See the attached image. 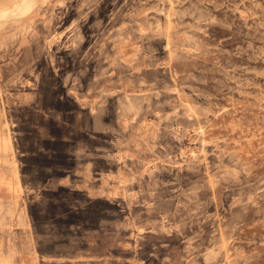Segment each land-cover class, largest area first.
I'll use <instances>...</instances> for the list:
<instances>
[{
  "label": "rangeland",
  "instance_id": "374dc122",
  "mask_svg": "<svg viewBox=\"0 0 264 264\" xmlns=\"http://www.w3.org/2000/svg\"><path fill=\"white\" fill-rule=\"evenodd\" d=\"M31 1L0 18V264H264V0Z\"/></svg>",
  "mask_w": 264,
  "mask_h": 264
},
{
  "label": "bare ground",
  "instance_id": "6f19581e",
  "mask_svg": "<svg viewBox=\"0 0 264 264\" xmlns=\"http://www.w3.org/2000/svg\"><path fill=\"white\" fill-rule=\"evenodd\" d=\"M23 2V3H22ZM31 0H22L21 2L17 3V5L13 9H9L7 11L0 12V18H4L10 15H15L17 13L25 12L31 6Z\"/></svg>",
  "mask_w": 264,
  "mask_h": 264
},
{
  "label": "clouds",
  "instance_id": "9594fccd",
  "mask_svg": "<svg viewBox=\"0 0 264 264\" xmlns=\"http://www.w3.org/2000/svg\"><path fill=\"white\" fill-rule=\"evenodd\" d=\"M4 7H7L9 9H12L14 7V5H12V4H6V5H4Z\"/></svg>",
  "mask_w": 264,
  "mask_h": 264
}]
</instances>
